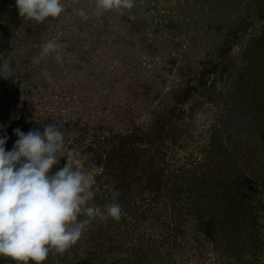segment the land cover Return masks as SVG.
Segmentation results:
<instances>
[{
	"label": "rangeland",
	"instance_id": "374dc122",
	"mask_svg": "<svg viewBox=\"0 0 264 264\" xmlns=\"http://www.w3.org/2000/svg\"><path fill=\"white\" fill-rule=\"evenodd\" d=\"M62 2L58 18L37 23L19 16L15 0H0V67L8 60L14 74L0 77V138L6 133L11 151L15 129L43 133L56 124L66 147L80 153L77 167L92 176L89 206L119 203L122 218H96L69 250L51 252L49 264H264V158L257 144L264 133V40L258 39L264 0H135L123 14L100 17L95 0ZM81 8L87 19L77 15ZM48 40L62 46V65L53 56L32 62ZM115 134L147 139L135 144L144 149L141 159L149 164L147 156H159L167 176H186L200 165L216 167L224 182L247 179L243 188L254 185L257 197L259 238L233 241L221 224L218 243L215 236L194 235L195 215L186 208L197 207L198 188L193 184L183 196L189 205L177 219L164 193L152 202L141 159L129 160L132 182L125 199L113 201L115 178L87 161L97 139ZM65 163L62 157L53 171Z\"/></svg>",
	"mask_w": 264,
	"mask_h": 264
},
{
	"label": "clouds",
	"instance_id": "9594fccd",
	"mask_svg": "<svg viewBox=\"0 0 264 264\" xmlns=\"http://www.w3.org/2000/svg\"><path fill=\"white\" fill-rule=\"evenodd\" d=\"M79 3V0H75ZM19 16L25 20L43 23L47 18H58L64 11L62 0H15ZM135 0H95V15L116 11L123 14L131 10ZM77 15L87 19L84 9ZM62 46L55 40L41 45L34 64L53 56L63 64ZM0 77H14L10 62L0 67ZM42 75L53 83L52 75ZM11 151L5 150L7 135L0 138V257L11 258L16 264H42L51 252L63 254L75 245L93 220L109 218L119 222L122 208L119 203H109L102 210L89 206L95 196L92 176L77 167L80 153L64 143V133L56 124L44 126L43 133L30 130L27 134L19 128ZM66 157V163L58 171ZM119 192L113 194V201ZM81 214L88 217L79 220Z\"/></svg>",
	"mask_w": 264,
	"mask_h": 264
},
{
	"label": "trees",
	"instance_id": "16d2710c",
	"mask_svg": "<svg viewBox=\"0 0 264 264\" xmlns=\"http://www.w3.org/2000/svg\"><path fill=\"white\" fill-rule=\"evenodd\" d=\"M263 36L258 39L264 40ZM258 39L254 41H258ZM254 55L256 54H253V56ZM253 56L250 58H253ZM261 58L264 59V56H261ZM263 86L264 84L261 86L259 85V88L261 89ZM259 88L258 90L261 92ZM257 93L260 94L259 92ZM144 137L145 136H142V138ZM104 138L105 139H97L98 145H96L94 153H92V157L87 161V164L89 165L97 162L96 166H101L103 169L108 170L112 177L115 178V183H117L113 194L119 192V196L116 200H123L128 192L127 187L132 182V180L131 182L129 181L126 173L127 165H130L129 160L135 162V159H138V161H140L144 151L140 144H143L147 139H136L138 137L130 134H115L110 138ZM104 140L108 143L107 147H105V145L103 146ZM137 141L140 143L138 146L135 145ZM257 144L260 147L258 149L259 152H262L259 155L264 158V133L262 134V139H260ZM156 153H158V151ZM158 158L159 156L156 157L154 154L150 158L147 156L146 161L149 164H145L144 159L140 161L143 164L142 169L145 175L144 177L149 179V184H151L153 188L152 202L159 201L160 195L164 193V195L169 198L168 201L173 203L175 215L177 214V219H179V217H183L186 214L184 210L186 207L184 206L189 205V203H185L186 205L184 204V201H182L183 196L192 192L193 189L191 186L195 184L194 187L198 188L196 192L198 199H196L195 195L193 201H200L198 202L199 206L197 205V207L195 206L192 209H190L191 206L186 208L195 215V218H193V222H195L196 225L193 227V231L195 232L193 233L194 235L196 233L200 234L201 232L205 236L213 237L216 232L220 230L218 225L221 224L222 228L220 231L223 232V234L225 231L229 237L233 238V241L234 239L241 238L242 243H245L249 240L256 241L259 238L258 234L255 233L256 229L254 226L256 224L257 214L256 211H253V202L257 197L254 196L255 194L252 190L254 185L249 187L250 189L243 188V186L248 185L247 179L239 181V179L234 178L224 182L220 178L221 174L215 169L216 164H214L215 168L212 169L213 171H208V169L204 170L202 166L199 165L195 167L194 170L188 172L186 176L177 173H171L167 176L165 174V167L158 163ZM241 187L243 189L242 191ZM200 190H202L203 193H198ZM113 194H111L112 197ZM239 195L242 197L241 199H243L244 204L237 205L238 201L235 198ZM102 198L104 199V197ZM221 214L222 219H220ZM223 218L224 221H227L224 222ZM175 235L178 234L175 233ZM194 235H190V237ZM213 240L218 243V238L216 236ZM238 243H240V241ZM237 246L238 245H235L234 247L239 250L240 245ZM251 250L254 251V247L251 248ZM0 264H16V262L11 258L0 257ZM29 264H33V262L29 261ZM42 264H49V260L46 259Z\"/></svg>",
	"mask_w": 264,
	"mask_h": 264
}]
</instances>
